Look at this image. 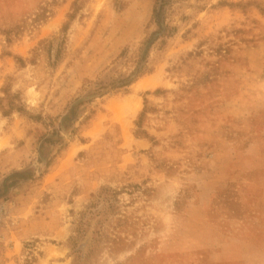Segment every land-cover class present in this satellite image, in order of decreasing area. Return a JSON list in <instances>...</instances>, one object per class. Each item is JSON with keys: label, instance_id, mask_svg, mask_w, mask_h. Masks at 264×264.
<instances>
[{"label": "rangeland", "instance_id": "obj_1", "mask_svg": "<svg viewBox=\"0 0 264 264\" xmlns=\"http://www.w3.org/2000/svg\"><path fill=\"white\" fill-rule=\"evenodd\" d=\"M159 1L0 0V264L264 261L194 217L243 196L203 172L264 111V0Z\"/></svg>", "mask_w": 264, "mask_h": 264}, {"label": "crops", "instance_id": "obj_2", "mask_svg": "<svg viewBox=\"0 0 264 264\" xmlns=\"http://www.w3.org/2000/svg\"><path fill=\"white\" fill-rule=\"evenodd\" d=\"M237 82L233 80L229 84ZM225 88L222 90L225 91ZM208 97L211 100L209 102L217 101L211 93ZM0 116L2 117L1 114ZM234 140L245 144V148L239 150L233 146L214 151L210 160L211 170H205L203 174L204 180H215L223 185L233 186L235 191L241 192L243 196L235 194L234 200L232 198L229 200L236 204L232 209L221 207L222 198L218 200L211 198L203 205L205 209L203 215L194 217L202 220L205 227L216 232L225 244L224 252L234 249L229 247L228 242L244 244L264 252V180L257 175L264 172V111L249 123L239 126ZM242 188L247 190L242 192ZM202 202L203 198L198 188L189 201L191 214L203 204ZM245 260L248 261L245 257L242 259L230 257L222 263L246 264ZM254 264H264V261L255 260Z\"/></svg>", "mask_w": 264, "mask_h": 264}, {"label": "trees", "instance_id": "obj_3", "mask_svg": "<svg viewBox=\"0 0 264 264\" xmlns=\"http://www.w3.org/2000/svg\"><path fill=\"white\" fill-rule=\"evenodd\" d=\"M163 1L164 0H160L159 6H156L155 16H156L157 23H158L160 30H162L164 32V30L166 29V25H165V20H164L165 4L163 3ZM147 53H148V51L146 49L144 51V59H145V56ZM144 70H145L144 65L140 64L138 69L134 72L133 76L125 79L124 81L119 82V84H116V86H113V89L118 90V89H122V88L130 86L131 84H133L137 80L138 76H141L145 72Z\"/></svg>", "mask_w": 264, "mask_h": 264}, {"label": "built area", "instance_id": "obj_4", "mask_svg": "<svg viewBox=\"0 0 264 264\" xmlns=\"http://www.w3.org/2000/svg\"><path fill=\"white\" fill-rule=\"evenodd\" d=\"M8 207L5 202H0V230L8 227Z\"/></svg>", "mask_w": 264, "mask_h": 264}]
</instances>
